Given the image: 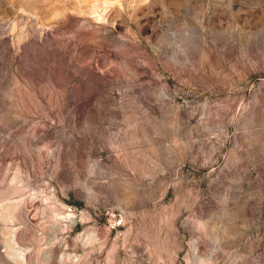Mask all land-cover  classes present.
I'll use <instances>...</instances> for the list:
<instances>
[{"label":"rangeland","instance_id":"1","mask_svg":"<svg viewBox=\"0 0 264 264\" xmlns=\"http://www.w3.org/2000/svg\"><path fill=\"white\" fill-rule=\"evenodd\" d=\"M0 264H264V0H0Z\"/></svg>","mask_w":264,"mask_h":264}]
</instances>
